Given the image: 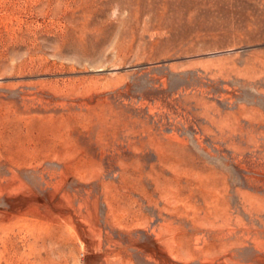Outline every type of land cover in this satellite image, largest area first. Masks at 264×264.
Segmentation results:
<instances>
[{
  "label": "rangeland",
  "instance_id": "rangeland-1",
  "mask_svg": "<svg viewBox=\"0 0 264 264\" xmlns=\"http://www.w3.org/2000/svg\"><path fill=\"white\" fill-rule=\"evenodd\" d=\"M0 264H264V0H0Z\"/></svg>",
  "mask_w": 264,
  "mask_h": 264
},
{
  "label": "bare ground",
  "instance_id": "bare-ground-1",
  "mask_svg": "<svg viewBox=\"0 0 264 264\" xmlns=\"http://www.w3.org/2000/svg\"><path fill=\"white\" fill-rule=\"evenodd\" d=\"M176 7V6H175ZM180 8V7H179ZM169 9V6H168V4H164L163 6H161V8H158V9H154L153 10V12H155L156 11V13L159 15V16H161V17H163L162 18V20L163 19H165V24L167 25H171V24H173L174 23V20L173 19H166L165 17H167L168 16V13H167V15H166V12H167V10ZM173 11V10H172ZM171 14V13H170ZM175 15V14H174ZM176 16V15H175ZM178 16L180 17V15L178 14ZM182 16V15H181ZM158 17V16H157ZM170 17H172V16H170ZM178 17V18H179ZM174 18V17H173ZM177 18V17H176ZM177 18V19H178ZM182 18V17H181ZM176 19V20H177ZM177 21H179V20H177Z\"/></svg>",
  "mask_w": 264,
  "mask_h": 264
}]
</instances>
